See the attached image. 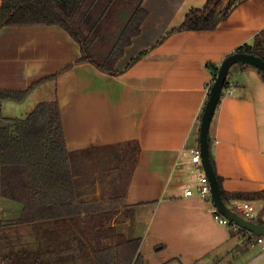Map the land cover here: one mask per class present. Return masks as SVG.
Segmentation results:
<instances>
[{
    "label": "crops",
    "instance_id": "0c3cea01",
    "mask_svg": "<svg viewBox=\"0 0 264 264\" xmlns=\"http://www.w3.org/2000/svg\"><path fill=\"white\" fill-rule=\"evenodd\" d=\"M207 1L144 0L147 17L117 69H125L180 26L190 9ZM262 29L264 0H245L216 29L174 32L125 71L109 74L91 62H78L79 43L58 24L5 25L0 28V89L37 85L21 102H0V112L7 101L33 107L57 99L69 150L139 142L140 158L117 228L141 239L145 264H264L262 244L246 245V237L256 233L241 231L244 227L234 222L220 223L210 203L197 194L198 171L192 162L213 81L208 62L220 65ZM228 82L210 129L217 171L226 191L249 194L230 202L248 201L259 214L264 197L254 193L264 190V77L257 67L238 63L230 68ZM187 187L195 194L185 195ZM22 211L20 201L0 196V232L12 235L8 245L15 253L29 245H18V233H10L27 231L12 224ZM30 234V246L37 251L33 263L94 264L71 220L42 224ZM0 264H6L1 254Z\"/></svg>",
    "mask_w": 264,
    "mask_h": 264
},
{
    "label": "trees",
    "instance_id": "16d2710c",
    "mask_svg": "<svg viewBox=\"0 0 264 264\" xmlns=\"http://www.w3.org/2000/svg\"><path fill=\"white\" fill-rule=\"evenodd\" d=\"M244 1L231 0L225 8L220 9L223 0H208L201 8L190 9L184 22L171 29L152 47L177 31L216 29ZM143 2L0 0V28L10 24H58L79 43L81 56L78 62H91L103 72L119 74L152 48L134 57L125 69H117L118 60L133 38L141 32L147 17ZM235 52L254 53L264 59V29L251 42L238 46L227 56ZM240 63L252 65L248 62ZM207 65L213 73L210 91L220 65L214 62H208ZM258 70L264 77V71L260 68ZM56 76L53 75V78ZM36 85L34 83L20 90L0 89V102H21ZM228 85L227 78L221 97ZM209 140L210 157L223 199L233 208L230 202L232 197H249V194L230 193L223 187L211 135ZM140 153L138 141L69 150L57 99L40 101L26 117H10L0 112V196L23 204L21 216L12 224H17L21 229L27 227L28 231L15 229L10 230V233L28 235L25 242L29 243L27 247L30 250V232L34 228L45 223L48 226L57 220H71L78 224L79 232L84 233L79 236V240L88 245L94 264H145L139 250L141 239L129 238L117 228L118 217L126 206L127 189ZM254 195L264 197V190ZM263 214L264 210L253 221L264 225ZM259 236L255 234L254 239L247 238L246 245L257 241ZM11 237L0 232V254L6 264H20L15 259L17 253L9 249ZM29 250H25V253Z\"/></svg>",
    "mask_w": 264,
    "mask_h": 264
},
{
    "label": "water",
    "instance_id": "95a60500",
    "mask_svg": "<svg viewBox=\"0 0 264 264\" xmlns=\"http://www.w3.org/2000/svg\"><path fill=\"white\" fill-rule=\"evenodd\" d=\"M231 0H223L220 9L225 8ZM237 62H248L262 71H264V59L254 53L249 52H235L227 56L222 63L216 79L210 89V94L206 102L202 118H201V128H200V149L202 163L207 176L210 179L213 200L216 206L219 208L222 214L228 217L231 221L240 226L255 232L261 236H264V225L256 221L250 220L238 212L234 211L230 206H228L222 196L221 187L219 180L217 178L215 169L212 165V160L210 157V129L211 123L218 106L219 100L221 98V93L224 88L225 82L228 78L230 68L233 64Z\"/></svg>",
    "mask_w": 264,
    "mask_h": 264
},
{
    "label": "built area",
    "instance_id": "2783aa9c",
    "mask_svg": "<svg viewBox=\"0 0 264 264\" xmlns=\"http://www.w3.org/2000/svg\"><path fill=\"white\" fill-rule=\"evenodd\" d=\"M192 162L196 165V170L198 171L199 185L197 189V194L201 198H203L205 201L210 203L209 209L212 213L216 215V218L218 219L220 223L232 224L233 221H231L228 217L222 214L219 208L214 203L210 179L207 176L203 163H202L200 148L193 149ZM194 194H195V190L193 187H187L185 189V195H194ZM232 209L250 220H253L254 218L258 216L256 209L248 201L237 202L234 204V207ZM254 237H255V234L251 233L246 238L254 239ZM256 239H257V242L261 243L264 248V236L260 235Z\"/></svg>",
    "mask_w": 264,
    "mask_h": 264
},
{
    "label": "rangeland",
    "instance_id": "374dc122",
    "mask_svg": "<svg viewBox=\"0 0 264 264\" xmlns=\"http://www.w3.org/2000/svg\"><path fill=\"white\" fill-rule=\"evenodd\" d=\"M240 62L235 63L238 64ZM4 105V106H3ZM1 106L2 110L1 113L5 116H10V117H26L27 114L33 110L34 106L32 107V104H29V102H22V103H16L13 101H7L5 102V104H3ZM9 105V106H7ZM81 235H84L83 232L80 233ZM38 236V235H36ZM20 236L16 237V240L18 239L19 242L18 245L23 244L25 242V238ZM29 250V247L26 249ZM31 250V251H30ZM30 250L29 252L25 251H20L16 254L15 259L20 263V264H25V260H27L28 262H30L29 264H38V263H33L34 261H36L37 259L35 258L37 256V251L35 249H33V247L30 246ZM39 252H38V256H39ZM35 256V257H34ZM33 261V262H32Z\"/></svg>",
    "mask_w": 264,
    "mask_h": 264
}]
</instances>
